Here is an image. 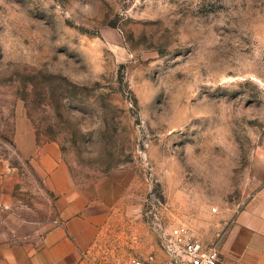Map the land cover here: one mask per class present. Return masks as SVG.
<instances>
[{"label": "rangeland", "instance_id": "1", "mask_svg": "<svg viewBox=\"0 0 264 264\" xmlns=\"http://www.w3.org/2000/svg\"><path fill=\"white\" fill-rule=\"evenodd\" d=\"M18 126L110 206L92 258L220 250L264 184V0H0V244L62 221Z\"/></svg>", "mask_w": 264, "mask_h": 264}, {"label": "crops", "instance_id": "2", "mask_svg": "<svg viewBox=\"0 0 264 264\" xmlns=\"http://www.w3.org/2000/svg\"><path fill=\"white\" fill-rule=\"evenodd\" d=\"M25 130L18 126V144L21 136L30 139L22 151L43 174L62 221L40 234L35 244H0V264H86L84 256L97 248L110 206L78 192L56 142L38 145L35 134ZM220 252L222 264H264V184L235 215Z\"/></svg>", "mask_w": 264, "mask_h": 264}, {"label": "built area", "instance_id": "3", "mask_svg": "<svg viewBox=\"0 0 264 264\" xmlns=\"http://www.w3.org/2000/svg\"><path fill=\"white\" fill-rule=\"evenodd\" d=\"M163 249L167 260L131 256L124 264H222L218 246L205 244L186 224L164 236ZM90 255L84 256L86 264H106Z\"/></svg>", "mask_w": 264, "mask_h": 264}]
</instances>
